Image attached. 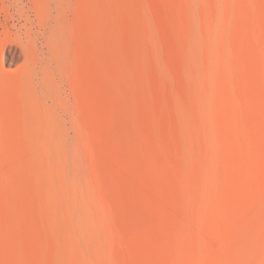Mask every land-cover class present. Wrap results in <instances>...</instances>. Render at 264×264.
I'll return each instance as SVG.
<instances>
[{
  "label": "rangeland",
  "instance_id": "374dc122",
  "mask_svg": "<svg viewBox=\"0 0 264 264\" xmlns=\"http://www.w3.org/2000/svg\"><path fill=\"white\" fill-rule=\"evenodd\" d=\"M0 264H264V0H0Z\"/></svg>",
  "mask_w": 264,
  "mask_h": 264
}]
</instances>
